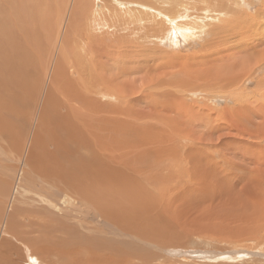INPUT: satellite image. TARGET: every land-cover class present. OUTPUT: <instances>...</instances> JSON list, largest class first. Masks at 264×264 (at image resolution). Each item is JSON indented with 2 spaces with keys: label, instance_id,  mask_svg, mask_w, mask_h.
<instances>
[{
  "label": "rangeland",
  "instance_id": "374dc122",
  "mask_svg": "<svg viewBox=\"0 0 264 264\" xmlns=\"http://www.w3.org/2000/svg\"><path fill=\"white\" fill-rule=\"evenodd\" d=\"M262 11L264 0H51L48 23L38 28L33 59L40 80L35 91L23 93L22 97H31L26 98L27 104L23 98L15 113L2 112L10 115L5 118L11 122L0 118L2 264H64V257L56 253L32 262L27 254L31 247L26 248L22 239L49 240L29 232L41 224L33 223L30 230L26 212L17 218L21 224L13 228L21 241L8 238L13 236L6 233L12 220L8 218L10 203L30 213L33 207L42 211L41 207L51 205L63 208L60 219L68 225L60 228L61 235L56 234L55 247L70 240L69 234L108 246L126 240L130 243L123 242V248L134 256L106 251L96 255L101 251L88 244L73 247L83 253H73L69 264H75L76 258L82 264H264ZM72 23L76 30L68 34ZM178 26L185 30L180 33ZM58 61L68 81H73L71 86L77 87L78 93L70 87L74 102L68 95L67 99L51 93ZM68 100L75 113L63 108ZM58 111L64 115L61 126L77 127L73 134L78 146L54 145L46 139L55 128ZM91 117L94 122L89 123ZM43 144L49 145L45 151ZM34 155L38 157L35 169L30 163ZM48 158L55 163L50 164ZM48 164L53 169L51 178L47 177ZM64 180L70 188L69 203L53 195L65 186ZM73 180L77 184L71 188ZM114 209L123 221L128 217L131 223L145 222L141 229L148 237L163 229L166 238L158 235L150 241L131 233L121 235L116 229L113 233L117 226L109 214Z\"/></svg>",
  "mask_w": 264,
  "mask_h": 264
},
{
  "label": "bare ground",
  "instance_id": "6f19581e",
  "mask_svg": "<svg viewBox=\"0 0 264 264\" xmlns=\"http://www.w3.org/2000/svg\"><path fill=\"white\" fill-rule=\"evenodd\" d=\"M122 1V0H121ZM188 6V5H187ZM204 6V5H203ZM50 7H51V0H0V113H2V112H6L7 110H8V112H9V114H13V113H15L14 111H17V107H18V104L19 103H22V99L24 98V102H23V104L25 103V100H27L26 98H28V100H30V96H25V97H22V95H23V93L25 92V91H31V92H33V91H35L34 90V86H36L35 85V83H36V81H38V80H40V76L39 75H36V74H38L37 73V71L35 70V65H34V61L35 60H33L34 59V53H35V49H36V46H37V43H38V40H37V37H39V31H38V28H41V27H44V26H46L47 25V21H48V17H49V13H50ZM129 8V7H128ZM186 8V7H185ZM133 11V10H132ZM124 12V11H123ZM262 12H264V11H262ZM100 13V12H99ZM189 13V12H188ZM259 13V12H258ZM261 13V12H260ZM257 16H259V15H257ZM256 18V17H255ZM97 19V18H96ZM102 21V20H101ZM256 21V20H255ZM105 22V21H104ZM237 22V21H236ZM98 23V22H97ZM102 23H103V21H102ZM107 23V22H106ZM100 24H101V22H100ZM105 24V23H104ZM199 25V24H198ZM98 26V25H97ZM114 26V25H113ZM189 26V25H188ZM261 26V25H260ZM73 27V23H72V25H71V27H70V30L68 31H66V33H70V31H75L76 30V28L75 29H73L72 28ZM102 27V26H101ZM106 27V26H105ZM180 26H178V28H179ZM240 27V26H239ZM197 28V27H196ZM261 28V27H260ZM107 29V28H106ZM109 29V28H108ZM111 29V28H110ZM177 29V28H176ZM253 29V28H252ZM46 30V29H45ZM44 30V31H45ZM178 30V29H177ZM185 30V29H184ZM183 27H182V29H181V27H180V33H182L183 31ZM187 30V29H186ZM188 30H191L190 28L188 29ZM188 30H187V32H186V34L188 33ZM192 30H193V28H192ZM263 31H264V29H263ZM190 32V31H189ZM48 33V32H47ZM169 33V32H168ZM192 34V33H191ZM194 34V33H193ZM48 35V34H47ZM189 35H190V33H189ZM164 36V35H163ZM185 36V35H184ZM262 37V36H261ZM264 37V36H263ZM262 37V38H263ZM259 38V37H258ZM129 39V38H128ZM264 39V38H263ZM262 39V40H263ZM255 41V40H254ZM261 41V40H260ZM260 41H256L257 42V45H260V44H258V43H260ZM264 41V40H263ZM263 41H261V42H263ZM91 43V42H90ZM94 44V43H93ZM262 44V43H261ZM108 45V44H107ZM262 46H263V44H262ZM107 47H109V46H107ZM205 47V46H204ZM260 47V46H259ZM111 48V47H110ZM216 48V47H215ZM113 50V49H112ZM222 50V49H221ZM126 51V50H125ZM233 52V51H232ZM60 54V53H59ZM107 54V53H106ZM103 56H104V53H103ZM244 56H246V55H244ZM105 57V56H104ZM107 57H108V55H107ZM114 58V57H113ZM95 60V59H94ZM102 60V59H101ZM104 60H105V58H104ZM166 60V59H165ZM103 61V60H102ZM222 61V60H221ZM101 64V63H100ZM222 64V63H221ZM62 64L60 63V61H58L57 62V64H56V62H55V67L56 68H54V71L52 72V74H53V76L51 77L52 78V81L51 82H53V86H54V89H55V91L53 90V89H51L52 90V94H54L55 95V92L56 93H58V94H61V95H63V96H65L66 98H67V96L66 95H71L72 93H73V90L72 89H74V91H76V89H77V87H72L71 85H72V83H73V81L72 82H70L71 80L69 79V81H68V78H67V73H66V71L63 69V67L61 66ZM106 65V64H105ZM71 66V65H70ZM83 66V65H82ZM81 66V67H82ZM104 66V65H103ZM165 66V65H164ZM70 68V67H69ZM210 68V67H209ZM89 71V70H88ZM200 72V71H199ZM239 72V71H238ZM106 73V72H105ZM113 73V72H112ZM116 73V72H115ZM175 74V73H174ZM233 75V74H232ZM91 76V75H90ZM154 77V76H153ZM38 79V80H37ZM85 79V78H84ZM92 79V78H91ZM99 79V78H98ZM116 79H118V78H116ZM236 79V78H235ZM86 80V79H85ZM222 80V79H221ZM89 80H87L86 82H88ZM77 82V81H76ZM92 82V81H91ZM118 82H119V80H118ZM225 82V81H224ZM39 83V82H38ZM59 83L61 84V85H59ZM107 84H109V83H107ZM124 84V83H123ZM129 84V83H128ZM225 84V83H224ZM94 85V84H93ZM115 85V84H114ZM163 85V84H162ZM91 86H92V83H91ZM217 86V85H216ZM50 87H52L51 85H50ZM72 89H71V88ZM82 87H83V85H82ZM83 88H85V86L83 87ZM89 88V87H88ZM87 88V89H88ZM91 88V87H90ZM89 88V89H90ZM95 88H96V86H95ZM92 89V88H91ZM112 89V88H111ZM119 89V88H118ZM5 90L6 91H8V92H6L8 95H6V93H5V95L4 94H2L1 92H5ZM86 90V89H85ZM109 90H110V88H109ZM96 91V90H95ZM173 91V90H172ZM3 92V93H4ZM38 92V91H37ZM49 92H50V90H49ZM77 92V91H76ZM81 93L80 94H82L83 92H82V90L80 91ZM92 92V91H91ZM96 92H98V91H96ZM101 92H103V91H101ZM39 93V92H38ZM78 93V92H77ZM86 93H87V90H86ZM114 93V92H113ZM146 93V92H145ZM21 94V95H20ZM101 94H103V93H101ZM48 95V94H47ZM79 95V94H78ZM104 95V94H103ZM53 96V95H52ZM56 96V95H55ZM82 96H84V95H82ZM81 96V97H82ZM86 96V95H85ZM70 97V96H69ZM68 97V98H69ZM96 97V96H95ZM95 97H92L91 96V98L93 99V98H95ZM51 98V96L49 95V99ZM53 98V97H52ZM67 98V99H68ZM73 99V95H72V97H70V99ZM71 99V100H72ZM77 99H79V98H77ZM95 99H97V98H95ZM105 99V98H104ZM64 100H65V98H64ZM84 100H86L85 98H84ZM88 100H89V97H88ZM69 101V100H68ZM73 101V100H72ZM95 101V100H94ZM74 102V101H73ZM86 102V101H85ZM15 103H17L16 104V107H15V109H14V104ZM28 102L26 101V103L25 104H27ZM58 103H60V101H58ZM66 103H67V105H66V107L64 106L63 108H65L66 109V111L68 112H70V111H73L74 113L76 112V111H74L76 108H73L72 106H71V104H69L70 103V101L69 102H67L66 101ZM87 103V102H86ZM91 103V102H90ZM94 103V102H93ZM93 103H92V105H93ZM96 103V102H95ZM131 103V102H130ZM140 103V102H139ZM20 105V104H19ZM48 105V104H47ZM55 105V104H54ZM86 105V104H85ZM95 105H97V104H95ZM108 105V104H107ZM21 106V105H20ZM25 106V105H24ZM56 106V105H55ZM131 106V105H130ZM44 107H46V105L44 106ZM110 107V106H109ZM129 107V106H128ZM150 107V106H149ZM48 108V106L46 107V109ZM53 108H54V106H53ZM63 108H61V109H63ZM89 108V107H88ZM103 108V107H102ZM101 108V109H102ZM21 109V108H20ZM20 109H19V111L18 112H20ZM49 109V108H48ZM47 109V110H48ZM93 109V108H92ZM100 109V108H99ZM107 109H108V107H107ZM111 109V108H110ZM113 109V108H112ZM46 110V111H47ZM151 110V109H150ZM89 111V110H88ZM94 111H97V110H94ZM59 112V111H58ZM66 112V113H67ZM55 113H57V112H55ZM65 113V114H66ZM72 113V112H71ZM104 113V112H103ZM107 113H108V111H107ZM53 114V113H52ZM89 115H90V113H88ZM2 116H0V118H5V116L6 117H8V116H10V115H8L7 116V114L5 113V114H1ZM15 115V114H14ZM17 115V114H16ZM43 115V114H42ZM41 115V116H42ZM95 115H96V113H95ZM107 115V114H106ZM64 115L62 114L61 115V112H59V113H57V115H56V119L53 121L54 122V124H55V128H54V130H53V132H51V133H49L48 134V136L49 137H47L46 139H49V140H52V142L54 141L55 142V144L54 145H63L64 143H69V144H72L73 146H78L77 145V143L76 142H78L77 141V139L75 138V136H76V134H73L74 133V131L77 129V127H76V129H72L71 128V130L70 129H67V128H65V127H63V126H61V120L64 118L63 117ZM66 116V115H65ZM72 116V115H71ZM70 116V117H71ZM234 116V115H233ZM53 117V116H52ZM68 117V116H67ZM66 117V118H67ZM87 117V116H86ZM100 117V116H99ZM20 118V117H19ZM22 118V117H21ZM42 118L44 119V117H41V122L43 121L42 120ZM54 118H55V116H54ZM65 118V119H66ZM97 118H98V116H97ZM83 119V118H82ZM109 119V118H108ZM4 120V122H5V120H6V122L7 121H9V119L7 118H5V119H3ZM17 120V119H16ZM45 120H47L48 121V118H46ZM96 120H98V119H96ZM100 120H101V118H100ZM105 120V119H104ZM51 121V120H50ZM67 121V120H66ZM65 121V122H66ZM69 121V120H68ZM67 121V122H68ZM71 121V120H70ZM83 121H84V123H86V125L87 124H89L90 122H94V119L91 117L90 119H89V123L88 122H86L87 120H84L83 119ZM103 121V120H102ZM101 121V122H102ZM9 122H11V121H9ZM79 122V121H78ZM109 122V121H108ZM43 123V122H42ZM50 123V122H49ZM70 123V122H69ZM83 123V122H82ZM6 124V123H5ZM9 125H10V123H8ZM65 124V123H64ZM72 124V123H71ZM4 125V124H3ZM43 125V124H42ZM45 125V124H44ZM91 125V124H90ZM6 126H7V124H6ZM48 126V125H47ZM112 126V125H111ZM45 127V126H44ZM8 128V127H7ZM7 128H6V130H4V132L5 133H7V132H9V129L11 128V126L8 128V130H7ZM47 128V127H46ZM49 128V127H48ZM113 128V127H112ZM1 129V128H0ZM92 130H93V128H91ZM99 129V128H98ZM21 130H23V129H21ZM49 130V129H48ZM89 130V129H88ZM87 130V131H88ZM103 130V129H102ZM106 130V129H105ZM2 131V130H1ZM86 131V132H87ZM77 132V131H76ZM94 132V131H93ZM38 133V132H37ZM9 134V133H8ZM15 134V133H14ZM18 134V133H17ZM47 134V133H46ZM115 134V133H114ZM113 134V135H114ZM12 135V134H11ZM16 135V134H15ZM98 135V134H97ZM105 135V134H104ZM112 135V136H113ZM10 136V135H9ZM8 136V137H9ZM14 136V135H13ZM102 136V135H101ZM120 136V135H119ZM7 137V136H6ZM12 137V136H11ZM38 137V136H37ZM86 137H87V134H86ZM93 137H96V136H93ZM114 137V136H113ZM115 137H116V134H115ZM15 137H12V139H14ZM99 138V137H98ZM97 138V139H98ZM11 139V140H12ZM36 139V138H35ZM91 139V138H90ZM100 139V138H99ZM106 139V137L104 138V140ZM80 140H81V138H80ZM95 140H96V138H95ZM114 140V139H113ZM62 141H64V142H62ZM83 141V140H82ZM119 141V140H118ZM47 141H45V143H46ZM95 142V141H94ZM94 142H93V144H94ZM39 143V142H38ZM67 143V144H68ZM96 143H97V141H96ZM98 143H100V141L98 142ZM104 143V142H103ZM36 144V143H35ZM48 144V143H47ZM85 144V143H84ZM41 145V144H40ZM65 145V144H64ZM103 144H101V146H102ZM46 147L47 146H49V145H45ZM44 144H43V148H41V149H43L44 150ZM109 146V145H108ZM66 147V146H65ZM99 147V146H98ZM104 147V146H103ZM51 148V147H50ZM63 148V147H62ZM41 149H39V150H41ZM58 149V148H57ZM106 149V148H105ZM104 149V150H105ZM43 150H42V152H43ZM53 150V149H52ZM78 150V149H77ZM103 150V151H104ZM36 151V150H35ZM38 151V150H37ZM45 151V150H44ZM50 150H48L47 151V149H46V153L48 152V153H51L52 154V152L53 151H50ZM59 151V150H58ZM61 151V150H60ZM59 151V152H60ZM65 151V150H64ZM72 151V150H71ZM70 151V152H71ZM63 152V151H62ZM67 153H68V151H66ZM106 152V151H105ZM32 153H33V151H32ZM67 153H65V154H67ZM107 153V152H106ZM115 153V152H114ZM34 154H37L36 152L34 153ZM43 154V153H42ZM45 154V153H44ZM38 155V154H37ZM37 155L30 161V163H31V166L32 167H34V169H35V167H38V163H37V158L39 157L40 158V155H38V157H37ZM62 155V154H61ZM64 155V154H63ZM62 155V156H63ZM68 155V154H67ZM107 155H109V156H115V155H110V153L109 154H107ZM42 156V155H41ZM46 156V155H45ZM48 156H50L49 154H48ZM57 156V155H56ZM65 156V155H64ZM42 157H44V155L42 156ZM51 157H52V155H51ZM69 157H71V155H69ZM112 157V158H113ZM53 158V157H52ZM68 158V157H67ZM51 159V158H50ZM63 159H65V158H63L62 157V160ZM70 159V158H69ZM49 160V158L48 159H46V161H48ZM59 160V159H58ZM27 161H28V159H27ZM64 161V160H63ZM66 162L68 161L67 159L65 160ZM49 162V161H48ZM61 162V161H60ZM39 163L41 164L40 166H46L45 165V163H44V161H39ZM50 163V162H49ZM55 163V161H53L52 163H50V164H54ZM81 163V162H80ZM86 163V162H85ZM59 164V163H58ZM61 164V163H60ZM64 164H65V162L63 163V166H64ZM130 164V163H129ZM202 165H203V163H202ZM206 165V164H205ZM143 166V165H142ZM141 165H140V167H141V170H144V168L142 167ZM32 167H31V169H32ZM69 167V166H68ZM145 167H146V165H145ZM47 169H48V171H47V173H48V176L47 177H49V178H51V175H52V172H51V170H53L52 169V167H51V165H47V167H46ZM66 168V167H65ZM28 169V168H27ZM40 169H42V168H40ZM68 169V168H67ZM207 169V168H206ZM43 170V169H42ZM61 170V169H60ZM66 170V169H65ZM69 170V169H68ZM135 170V169H134ZM200 170V169H199ZM198 170V171H199ZM202 170V169H201ZM205 170V169H204ZM203 170V172H205ZM45 171V172H46ZM94 171V170H93ZM208 171V170H207ZM193 172V171H192ZM202 172V171H201ZM60 173V172H59ZM58 173V174H59ZM21 176H23L21 173H19ZM68 174V173H67ZM66 174V175H67ZM79 174V173H78ZM98 174V173H97ZM24 175H26V174H24ZM45 175V174H44ZM61 175V174H60ZM60 175H58V177L60 176ZM64 175V174H63ZM65 175V176H66ZM82 175V174H81ZM96 175V174H95ZM7 176V175H6ZM33 176V175H32ZM14 177V176H13ZM39 177V176H38ZM42 177V176H41ZM40 177V178H41ZM55 177V175L53 176V178ZM57 177V176H56ZM55 177V179L57 180V178ZM68 177V176H67ZM20 178V177H19ZM23 178V177H22ZM42 178H45V177H42ZM49 178H48V181H49V183H50V181H52V180H49ZM52 178V179H53ZM64 178V177H63ZM65 179V178H64ZM68 179V178H67ZM55 180V181H56ZM59 180H61V179H59ZM137 180V179H136ZM0 181H1V179H0ZM54 181V182H55ZM74 181V180H73ZM80 181V180H79ZM1 182H4V181H1ZM53 182V181H52ZM57 182H59L58 180H57ZM71 182V181H70ZM138 182V181H137ZM47 182L45 181V184H46ZM22 184V183H21ZM52 184V183H51ZM51 184H49V186H51ZM58 184V183H57ZM59 184H60V182H59ZM64 184H65V186H59V187H62L61 189H57V192H55V193H53L54 191H51L52 193H53V195L55 196H58V198H59V200L61 199V197H64L66 200H65V203H69V200H70V197L68 198L67 197V193H68V191L70 190V188H68L69 186H68V180H64ZM63 184V185H64ZM76 184H77V182L76 181H74L73 182V187H71V188H74V187H76ZM97 184H99V183H97ZM17 185H18V187H20V181H18V183H17ZM48 185V184H47ZM56 185V184H55ZM60 185H62V183L60 184ZM82 185V184H81ZM54 186V185H53ZM78 186H80V183L78 182ZM83 186V185H82ZM1 187V186H0ZM3 187V186H2ZM16 187V186H15ZM24 187V186H23ZM64 187H67V188H64ZM21 188V187H20ZM52 188V187H51ZM85 188V187H84ZM3 189V188H2ZM4 190V189H3ZM8 190V189H7ZM15 190H17V189H15ZM54 190H56V189H54ZM72 190V189H71ZM79 190V189H78ZM87 190V189H86ZM1 191V190H0ZM20 191V190H19ZM59 191H61V193H59ZM83 191V190H82ZM89 191V190H88ZM4 192V191H3ZM15 192V191H14ZM17 192V191H16ZM15 192V193H16ZM77 192H79V191H77ZM85 192V191H84ZM97 192V191H96ZM70 194H71V191L69 192ZM74 193V192H73ZM81 193V192H80ZM89 193V192H88ZM87 193V194H88ZM51 193L49 192V195H50ZM78 194V193H77ZM81 194H83V193H81ZM98 194V193H97ZM111 194V193H110ZM72 195V194H71ZM78 195H80V194H78ZM73 196V195H72ZM86 196V195H85ZM99 196V195H98ZM110 196V195H109ZM113 196V195H112ZM111 196V197H112ZM115 196V195H114ZM15 197H16V194H15ZM42 197V196H41ZM48 197H50L51 198V196H48ZM75 197V196H74ZM90 197V196H89ZM88 197V198H89ZM95 197H96V195H95ZM43 198V197H42ZM52 198H55V197H53L52 196ZM97 198V197H96ZM90 199V198H89ZM201 199V198H200ZM205 199V198H204ZM16 200V199H15ZM44 200V199H43ZM45 200H47V199H45ZM101 200V199H100ZM112 200V199H111ZM49 201V200H48ZM96 201V200H95ZM15 202V201H14ZM40 202H44L45 203V201H40ZM47 202V201H46ZM52 202V201H51ZM93 203H94V201H93ZM199 203V202H198ZM28 204V203H27ZM47 204V203H46ZM49 205H50V203H48ZM47 204V205H48ZM41 206H43V205H40V207ZM64 206V205H63ZM26 207H27V205H26ZM28 207H29V204H28ZM30 207L32 208L33 206H31L30 205ZM9 210L8 211H10L9 212V214H8V218L10 217L12 220H11V223H10V225H9V228H10V231H7L6 233H11V234H13V236H11L10 234H9V237L8 238H13V240H16L17 242L20 240L21 241V237H20V235H15L14 233H13V228L16 226V224L18 225H20L21 224V222L20 223H18L19 221L17 220V218H19V217H21V218H23V217H25L24 216V214H23V212H26V217H30L27 221V223L29 224L28 226H31V225H35V224H33V223H37V224H41V225H37V226H35V227H33L32 228V226L31 227H28L29 229L30 228H32V230L31 231H29L30 233H33V234H36V235H39V237H37V238H42L43 239V237H45V239H48L49 240V242L47 243L46 241H39L38 239L36 240V239H28L27 238V240L25 241L24 239H22V241H23V244H27L26 245V248H29V246L31 247V251L29 252V251H27V254L29 253V256H30V259L32 260V262L33 263H36V262H38L37 260H35L36 258H42V259H44V258H46V257H43L44 255H46V256H48V254H58L59 256V258L60 259H62L61 257H64L63 259H62V261H63V263L64 264H69V259H71V257H74L73 255V253H78V254H80V255H82L81 253H83V252H81V249H79V250H73V247L74 248H82L83 246H87L88 244H91L92 246H93V249H94V246H95V249H96V251L97 250H100L101 252H98V253H96V255L97 254H99V253H103V252H105L106 251V253L107 252H109V253H113V254H116V255H118V254H121L122 256L123 255H129V257L130 256H132V257H134L132 254H130V252L127 250V249H124L123 248V242H127L126 240L125 241H121L122 243V248L121 247H119V246H121V244H119V246H118V244H117V246H113V245H111V246H108L107 244H105L103 241H102V243L101 242H93L92 241V239H87L86 240V238H84V237H80V235L79 236H75V237H72L71 235L72 234H69L70 235V240L69 239H67L63 244H60V245H58V246H56L55 247V245H56V243L58 242V240L59 239H57L56 240V238H55V236H56V234H58V235H61L62 233L60 232L61 230H60V228L61 229H66V226L65 225H68V223L66 222V220H63V219H60V217L62 218V217H64V216H62V213L64 212V209L63 208H61V207H59V206H53V205H51L50 207H41L42 209H43V211L41 210V209H38L37 207H33L32 209H34V213L32 212V213H30V210H27V211H23V210H21V208L20 207H18V206H15L14 207V205H11V203H10V205H9ZM31 208H29V209H31ZM54 208V209H53ZM109 208V207H108ZM109 210V209H108ZM116 210L114 209L113 211H112V213L111 214H109V216L111 215V219L113 220V223H115L116 224V228H113L111 231H114L113 233H115V229L118 231V232H120V234L122 235H128V234H134V235H137V236H139L142 240L145 238V239H148V240H150V239H153L154 238V240H155V238L158 236V235H160V238H162V237H165L166 235H167V232H165L163 229H162V231L160 232V233H158V234H152V233H154V231H152V233H151V235L153 236V237H148L147 235H146V233H145V231L143 230V229H141V227H145V225L143 224V223H145V222H137V221H133L132 223L131 222H129V218L128 217H126L125 218V221H123V220H121V219H119V218H117L115 215H114V212H115ZM109 212V211H108ZM119 213V215L122 217L123 216V214L119 211L118 212ZM118 213H117V216H118ZM58 216V218H56V215ZM14 216H15V219H14ZM14 220V221H13ZM20 220H22V219H20ZM110 220V219H109ZM17 221V223H15ZM112 222V221H111ZM72 223V222H71ZM27 225V224H26ZM49 225H52L53 227H49ZM121 226V227H120ZM170 226H172V227H170ZM18 229H19V227H17ZM22 228H23V225H22ZM21 228V229H22ZM167 228H169L170 230H174V231H176V228L174 227V225H169V226H167ZM67 229H68V227H67ZM119 229V230H118ZM17 230V229H16ZM38 230V231H37ZM91 230V229H90ZM15 231V230H14ZM18 231V230H17ZM19 231H20V229H19ZM67 231H69V230H67ZM73 231H74V229H73ZM92 231V230H91ZM90 231V232H91ZM110 231V232H111ZM168 231V230H167ZM21 232V231H20ZM19 233V232H18ZM67 232H63V234H66ZM173 234H174V232H172ZM32 234V235H33ZM23 235V234H22ZM57 235V236H58ZM68 235V234H67ZM89 235V234H88ZM17 236H19V239H18V237ZM42 236V237H41ZM74 236V235H73ZM127 237V236H126ZM131 237V236H130ZM138 237V238H139ZM177 237H179V236H177ZM54 238V239H53ZM72 238H76V240H74V241H76V242H74V241H72ZM92 238V237H91ZM166 238V237H165ZM176 238V237H175ZM44 239V240H45ZM179 239V238H178ZM121 240V239H120ZM119 240V241H120ZM164 240H166V239H164ZM119 241H117V242H119ZM150 241H152V240H150ZM176 241H178V240H176ZM7 243L9 244L10 242H9V240H7ZM13 243V242H12ZM77 243H81V245H77ZM114 243V242H113ZM130 243V242H129ZM128 242L126 243L127 245L129 244ZM14 244V243H13ZM115 244V243H114ZM176 244L178 245V243L176 242ZM116 245V244H115ZM131 245V244H130ZM2 246V245H1ZM4 246V245H3ZM125 247V246H124ZM127 247V246H126ZM134 247V246H133ZM90 248V247H89ZM88 248V249H89ZM131 249V248H130ZM17 250V249H16ZM84 249H82V251H83ZM91 250V249H90ZM22 251V250H21ZM20 251V252H21ZM103 251V252H102ZM0 252H1V250H0ZM2 252H4V251H2ZM12 252V251H11ZM81 252V253H80ZM24 253V252H23ZM87 253H89L88 251H87ZM34 254V255H33ZM38 254H40V255H38ZM55 254V255H56ZM13 255V254H12ZM24 255H25V253H24ZM37 255V256H36ZM42 255V256H41ZM49 255V256H50ZM77 255V254H76ZM14 256V255H13ZM94 256H95V254H94ZM121 256V257H122ZM144 256V255H143ZM5 257V256H4ZM11 257V256H10ZM96 257V256H95ZM105 257V256H104ZM146 257V256H145ZM2 258V257H1ZM0 258V259H1ZM7 258V257H6ZM57 258V257H56ZM85 258H86V256H85ZM100 258V257H99ZM125 258L126 257H124V261H125ZM79 259H81L80 257H79ZM122 259V258H121ZM3 260V259H2ZM8 260V259H7ZM91 260V259H90ZM90 260L89 261H87V263L88 262H90ZM4 261V260H3ZM26 261V260H25ZM61 261V262H62ZM71 261V260H70ZM85 261V260H84ZM100 261V263H101V259L99 260ZM127 261H129V260H127ZM45 262V261H44ZM59 262V261H58ZM60 262V263H61ZM74 262H75V264H82V260H77V258L76 259H74ZM98 262V261H97ZM5 264V263H4ZM27 264V263H26ZM45 264V263H44ZM51 264V263H50ZM54 264V263H53ZM71 264H74V263H71ZM99 264V263H98Z\"/></svg>",
  "mask_w": 264,
  "mask_h": 264
},
{
  "label": "crops",
  "instance_id": "0c3cea01",
  "mask_svg": "<svg viewBox=\"0 0 264 264\" xmlns=\"http://www.w3.org/2000/svg\"><path fill=\"white\" fill-rule=\"evenodd\" d=\"M2 242V241H1ZM7 242V241H6ZM2 247V246H1ZM17 252V251H16ZM19 253V252H18ZM20 254V253H19ZM1 258V257H0ZM3 258L0 259V264H2L4 261V259L2 260Z\"/></svg>",
  "mask_w": 264,
  "mask_h": 264
}]
</instances>
